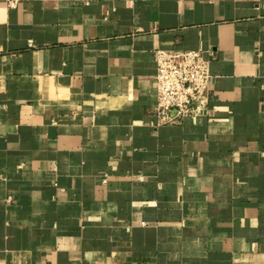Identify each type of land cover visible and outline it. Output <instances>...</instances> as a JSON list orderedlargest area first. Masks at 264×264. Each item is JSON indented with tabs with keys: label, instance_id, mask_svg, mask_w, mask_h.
I'll return each instance as SVG.
<instances>
[{
	"label": "crops",
	"instance_id": "0c3cea01",
	"mask_svg": "<svg viewBox=\"0 0 264 264\" xmlns=\"http://www.w3.org/2000/svg\"><path fill=\"white\" fill-rule=\"evenodd\" d=\"M158 50L201 116L154 127ZM0 264H264V0H0Z\"/></svg>",
	"mask_w": 264,
	"mask_h": 264
},
{
	"label": "built area",
	"instance_id": "2783aa9c",
	"mask_svg": "<svg viewBox=\"0 0 264 264\" xmlns=\"http://www.w3.org/2000/svg\"><path fill=\"white\" fill-rule=\"evenodd\" d=\"M8 9L19 0H2ZM212 55L195 50H158L154 76V127L178 124L207 111L211 97L209 65Z\"/></svg>",
	"mask_w": 264,
	"mask_h": 264
}]
</instances>
